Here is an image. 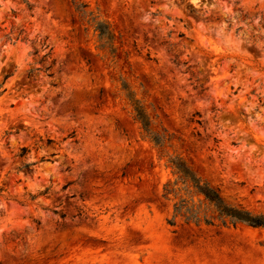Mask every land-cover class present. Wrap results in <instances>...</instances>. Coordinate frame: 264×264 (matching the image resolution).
<instances>
[{"label": "rangeland", "instance_id": "1", "mask_svg": "<svg viewBox=\"0 0 264 264\" xmlns=\"http://www.w3.org/2000/svg\"><path fill=\"white\" fill-rule=\"evenodd\" d=\"M0 86V264H264L173 167L264 216V0H0Z\"/></svg>", "mask_w": 264, "mask_h": 264}, {"label": "trees", "instance_id": "2", "mask_svg": "<svg viewBox=\"0 0 264 264\" xmlns=\"http://www.w3.org/2000/svg\"><path fill=\"white\" fill-rule=\"evenodd\" d=\"M84 8H86V6H76V10H82ZM96 31L98 32L100 38H104L106 36V31L102 26L97 25ZM53 65L54 62L51 63V66L43 67L42 70L45 73H49ZM39 71L40 70H31L29 74ZM9 77L10 75L6 76L4 78V82H6ZM1 87L2 86H0V89ZM137 119L142 122V124L144 125V129H146L147 124H145V118L140 112H138ZM26 154L27 149L23 148L21 149L20 154L17 156V158L23 159ZM25 167H29V165H25L24 168ZM173 167L178 173L180 180L184 182H190L192 186L196 189L197 193L203 195L205 201L215 209L216 213L218 214L217 218L222 225H230L234 227L238 224H244L251 228L264 229V216H254L248 212L225 206L219 199L218 195L215 192L209 190L208 188L200 185L199 182L193 178L191 173L180 161L174 162ZM31 199L34 198L32 197ZM207 224L210 225V223L208 222Z\"/></svg>", "mask_w": 264, "mask_h": 264}]
</instances>
